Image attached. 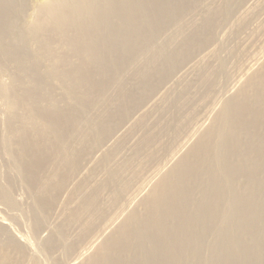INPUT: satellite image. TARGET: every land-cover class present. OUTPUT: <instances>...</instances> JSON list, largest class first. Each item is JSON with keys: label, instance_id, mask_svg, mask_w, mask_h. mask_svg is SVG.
Wrapping results in <instances>:
<instances>
[{"label": "bare ground", "instance_id": "obj_1", "mask_svg": "<svg viewBox=\"0 0 264 264\" xmlns=\"http://www.w3.org/2000/svg\"><path fill=\"white\" fill-rule=\"evenodd\" d=\"M44 1L0 0V264H264V0Z\"/></svg>", "mask_w": 264, "mask_h": 264}, {"label": "rangeland", "instance_id": "obj_2", "mask_svg": "<svg viewBox=\"0 0 264 264\" xmlns=\"http://www.w3.org/2000/svg\"><path fill=\"white\" fill-rule=\"evenodd\" d=\"M40 1V2H39ZM127 1V4L131 2H136L138 0H126ZM37 2V3H36ZM29 5H30V10L28 13H31L33 10H34V6H36V8L38 6H42L45 1L44 0H29ZM33 7V8H32ZM148 11L150 12H153L156 13V7H153V8H147ZM61 47V46H60ZM54 48L53 46L51 47V49H57V51L59 52L60 55H67L69 53L68 50L66 49H63V48ZM73 52V51H72ZM67 53V54H66ZM70 55H73V58H71V60L76 63V61L79 59L75 54L74 52L71 53ZM41 56H44V55H41ZM49 58L51 56H45V58H42L43 60H46V58ZM53 58H54V61H57L58 63H60V58L61 57H58L56 56L55 54H53ZM47 61V60H46ZM63 90H65L63 92ZM67 91L66 88L63 89V87H61V90L59 89L58 90V95L62 96L61 92L63 94H65ZM60 93V94H59ZM0 108H4V104L2 102V100L0 99ZM6 143H5V142ZM14 142L13 140L8 136V135H5V137L2 138L0 137V178L5 181V178H4V175L5 173L8 171V170H11L14 172V176H15V180H19V174H18V168H17V161H16V158H15V155H14ZM18 174V175H17ZM18 194L21 195V197L25 198L26 195L23 191H21L20 187L18 186L16 188ZM30 225L32 226V224L30 223ZM41 260L44 262V264H50L49 260L46 259L44 256H41ZM46 260V261H45Z\"/></svg>", "mask_w": 264, "mask_h": 264}]
</instances>
